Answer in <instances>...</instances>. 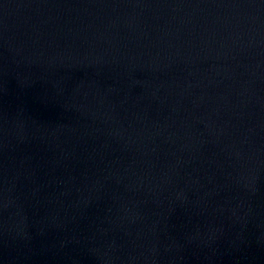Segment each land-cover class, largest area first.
I'll use <instances>...</instances> for the list:
<instances>
[{
    "label": "water",
    "instance_id": "95a60500",
    "mask_svg": "<svg viewBox=\"0 0 264 264\" xmlns=\"http://www.w3.org/2000/svg\"><path fill=\"white\" fill-rule=\"evenodd\" d=\"M0 264H264V0H0Z\"/></svg>",
    "mask_w": 264,
    "mask_h": 264
}]
</instances>
